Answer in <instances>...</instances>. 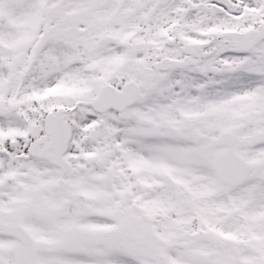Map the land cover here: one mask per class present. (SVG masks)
I'll use <instances>...</instances> for the list:
<instances>
[{
    "label": "snow or ice",
    "instance_id": "obj_1",
    "mask_svg": "<svg viewBox=\"0 0 264 264\" xmlns=\"http://www.w3.org/2000/svg\"><path fill=\"white\" fill-rule=\"evenodd\" d=\"M0 264H264V0H0Z\"/></svg>",
    "mask_w": 264,
    "mask_h": 264
}]
</instances>
